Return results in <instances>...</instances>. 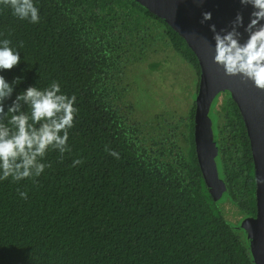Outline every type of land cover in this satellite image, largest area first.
<instances>
[{"label":"trees","instance_id":"16d2710c","mask_svg":"<svg viewBox=\"0 0 264 264\" xmlns=\"http://www.w3.org/2000/svg\"><path fill=\"white\" fill-rule=\"evenodd\" d=\"M35 3V24L0 5V39L21 53L18 65L0 70L14 87L5 112L26 88L53 81L76 96L79 111L68 130L69 151L49 150L39 177L0 181V264H255L242 224L221 208L225 200L243 221L257 215L251 143L231 94H220L210 114L228 186L220 202L197 158L196 101L187 153L155 138L150 144L125 112L135 110L131 68L164 49L190 67L198 94L201 67L185 39L134 0Z\"/></svg>","mask_w":264,"mask_h":264},{"label":"clouds","instance_id":"9594fccd","mask_svg":"<svg viewBox=\"0 0 264 264\" xmlns=\"http://www.w3.org/2000/svg\"><path fill=\"white\" fill-rule=\"evenodd\" d=\"M242 5H251L254 11L245 31L248 38L240 42L243 17L237 15L231 31L216 32L211 25L215 40L214 62L223 67L229 76H242L255 86L264 89V0H240ZM0 5L9 8L20 20L30 23L40 21L35 0H0ZM211 13H204L203 20H210ZM203 22V21H202ZM21 53L11 46L7 38L0 39V70L12 69L20 63ZM17 78L15 82L20 81ZM14 87L0 75V181L9 177L14 181L39 177L48 166L44 158L49 150H58L61 155L69 151V129L79 109L76 96L65 94L58 82L40 89L28 87L5 112V100L12 97ZM21 101L29 111L21 109ZM111 155L119 158L116 152ZM81 161L75 160L73 164ZM21 197L27 194L21 192Z\"/></svg>","mask_w":264,"mask_h":264},{"label":"water","instance_id":"95a60500","mask_svg":"<svg viewBox=\"0 0 264 264\" xmlns=\"http://www.w3.org/2000/svg\"><path fill=\"white\" fill-rule=\"evenodd\" d=\"M134 1L172 27L198 58L201 76L196 99L195 148L205 183L215 202L224 198L228 186L220 176L210 113L216 98L227 92L240 109L251 143L257 182V215L245 219L240 229L247 233L255 264H264V89L242 76L226 75L223 67L214 62L215 40L210 27L215 25L216 32L221 34L231 31L239 14L243 25L237 30L241 33L240 42L244 43L248 38L245 29L254 9L251 5H242L240 0ZM208 12L211 19L204 21L203 14Z\"/></svg>","mask_w":264,"mask_h":264},{"label":"rangeland","instance_id":"374dc122","mask_svg":"<svg viewBox=\"0 0 264 264\" xmlns=\"http://www.w3.org/2000/svg\"><path fill=\"white\" fill-rule=\"evenodd\" d=\"M153 63L161 65L153 68ZM131 70L127 83L133 90L129 101L134 103L135 110L125 109V112H129L132 120L145 128L150 144L151 138H155L163 142L168 150L174 143L187 153L190 145L188 112L198 96L195 74L174 51L167 49L154 55L147 63L135 65ZM215 147L218 162L220 155L217 144ZM221 208L228 220L237 222L233 223L237 227L243 224L241 222L244 218H239L229 202L224 200Z\"/></svg>","mask_w":264,"mask_h":264}]
</instances>
